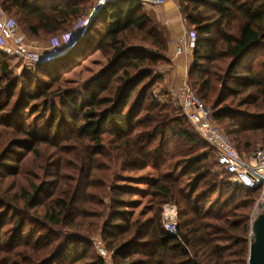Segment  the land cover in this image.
Returning a JSON list of instances; mask_svg holds the SVG:
<instances>
[{
	"label": "trees",
	"instance_id": "16d2710c",
	"mask_svg": "<svg viewBox=\"0 0 264 264\" xmlns=\"http://www.w3.org/2000/svg\"><path fill=\"white\" fill-rule=\"evenodd\" d=\"M175 1L196 35V93L209 102L219 92L214 120L250 149L242 137L264 132V0ZM94 2L0 5L26 37L51 40ZM157 21L140 0H112L64 56L19 72L0 51V264H105L92 242L98 234L115 264H249L250 212L257 198L264 210V196L230 181L215 148L161 88L170 34ZM94 52L106 59L103 69L68 86L63 71ZM42 148L56 153L50 170L15 192L5 187L36 167ZM72 155L78 166L68 173ZM150 169L157 178L141 190L138 174ZM142 194L150 214L135 219L132 199ZM168 203L184 208L179 237L163 226Z\"/></svg>",
	"mask_w": 264,
	"mask_h": 264
},
{
	"label": "built area",
	"instance_id": "2783aa9c",
	"mask_svg": "<svg viewBox=\"0 0 264 264\" xmlns=\"http://www.w3.org/2000/svg\"><path fill=\"white\" fill-rule=\"evenodd\" d=\"M107 1H101L103 5ZM169 0H141L146 6L159 7ZM100 2V3H101ZM99 3V4H100ZM98 4V5H99ZM98 5L74 22L72 30L66 35H58L49 41L50 49L55 53H64L76 42L78 35L86 30L95 20ZM196 39L185 43L177 49V54H190L195 49ZM40 49L42 52H38ZM0 51L16 58H23L26 62L44 60L43 49L34 42H27L22 34L20 25L10 17L0 5ZM165 67L162 68V70ZM183 112L193 126L211 144L217 154V161L221 169L229 176L234 185L247 189H257L264 196V147L252 150L249 154H241L233 141L225 134L222 127L214 120V111L198 96L192 81L185 83L182 90L174 95ZM184 208L180 203L166 204L160 209L165 231L172 236L179 237V219ZM99 256L105 264H115L113 253L103 244H95Z\"/></svg>",
	"mask_w": 264,
	"mask_h": 264
},
{
	"label": "rangeland",
	"instance_id": "374dc122",
	"mask_svg": "<svg viewBox=\"0 0 264 264\" xmlns=\"http://www.w3.org/2000/svg\"><path fill=\"white\" fill-rule=\"evenodd\" d=\"M145 7L149 11L150 15L155 17V19L157 20V14L155 13V11H153V9H151V6H146L145 5ZM157 22L160 23V25L163 27V30H165V28L167 29V27L165 25H163V23L161 21H157ZM21 31H22L24 39L27 42H31V43L34 42L41 49H43V52L46 54L43 57L44 61L49 60V59H53L55 57L64 56V54H67L70 51L69 50L68 52H64V53H60V54L55 53L49 47V41H50V39L48 40L49 37L42 38V39H36V38L35 39H30V38L26 37V35L24 34V31H23L22 28H21ZM168 31L169 30H167L166 32H168ZM37 51L38 52H42V50H40V49H38ZM11 59L13 60L14 64L17 66V70L19 72H21L24 69H26L27 66L33 65L34 63L42 62V61L26 62L25 60H23V58H16V57H12V56H11ZM227 62L228 61H226L225 63H222L223 66H226ZM64 64H66V66H70L69 65L70 64V59H67L66 63H64ZM105 64H106V59L101 55V53L100 52H94V53H91L88 57L80 59V62H78L77 64L73 65L69 70L63 71L62 78L65 79V80H68V82H70V84H68V86H70L71 84H79V87H82V85L85 82L90 81L96 74H98L99 71L101 69H103ZM168 66H169L168 64H164V65L160 66L158 68V72L165 75V73H167V71L170 70V67H168ZM163 67H165V68L162 70ZM62 70H64V69H62ZM188 81H191V80L188 79L186 82H188ZM185 83H184L182 89L184 88ZM161 88H163V90H165V91H167V90L169 91L170 90V86L162 85ZM218 97H219V92L216 93L215 97L211 101H209V102L205 101V102L212 109L214 107V105L217 103ZM221 126H222V129L226 131L225 128L229 127V123L227 122V123H225V124H223ZM194 132L201 138V140L203 142H205V140H204L205 138L204 137H201L195 130H194ZM242 138H243V140L248 141L251 144V147L249 149V148H245L244 145L236 146L237 143H235L233 141V143L235 144L236 148L238 149V151L241 154H246V152L248 153L249 150H254V149H257V148L264 147V132L247 133L246 137H242ZM178 142H180L182 144H185L182 140H179V141L175 140L174 144H177ZM41 152H42L43 156H42V158H40L38 160V164L36 165V167L31 168L30 172H28L27 174L22 175V176H20V177H18L16 179H8V180H6L5 183H4V186L5 187H11L12 184L15 185V190L13 191V192H15L16 190H20V188H22V186H28V184L31 183L30 182L31 180H35V178H37L36 177L37 174H41L42 175L43 170H44L45 167H46V170H50V166H52L54 164L53 162L56 159L55 158L56 153L51 148H42ZM53 153H54V155H53ZM29 160H32V158L29 159ZM67 164H68V166L70 168V169L68 168V173H73V170L78 166V164H76L74 162V155H72L71 157H68ZM138 175H144V179H143L144 181L139 183L140 185H137L139 187V189H141V190H146L147 189V182H149L151 180H155L157 178L156 171L152 170V169L147 170L145 172H141ZM146 178H147V180H146ZM132 200L138 202L136 207L134 209H132V212L134 214L135 219H137V217H141V216H146V215L149 216L150 209H151V204H150L151 198L148 195H145V194L137 195ZM256 201L257 202L255 203L254 208L250 212V214H251L250 215V218H251L250 219V224L251 225H252V222H254V220L260 214V209L257 208V205L259 203H261V200H260V198H257ZM164 205H166V204H164ZM99 236H100V234H98L97 236L92 238L93 246H94L96 251H97V249L95 247V244L97 242L103 244L106 247V244L104 243L103 238H101V236L100 237ZM248 240L249 241L251 240V236L250 235H248Z\"/></svg>",
	"mask_w": 264,
	"mask_h": 264
},
{
	"label": "crops",
	"instance_id": "0c3cea01",
	"mask_svg": "<svg viewBox=\"0 0 264 264\" xmlns=\"http://www.w3.org/2000/svg\"><path fill=\"white\" fill-rule=\"evenodd\" d=\"M101 1L103 0H95L90 10L92 11ZM151 9L157 14V20L161 21L167 27V30H169L170 41L167 57L171 63L168 64V67H170L169 72L165 73L164 86H170V90L175 95L189 79V69L194 63L195 50L192 49L190 54L184 53L178 55L177 49L180 46H184V41L187 44L196 39V35L194 30L186 23L181 9L175 0H169L163 6L151 7Z\"/></svg>",
	"mask_w": 264,
	"mask_h": 264
},
{
	"label": "water",
	"instance_id": "95a60500",
	"mask_svg": "<svg viewBox=\"0 0 264 264\" xmlns=\"http://www.w3.org/2000/svg\"><path fill=\"white\" fill-rule=\"evenodd\" d=\"M103 6L101 2L98 5V10ZM252 232L253 241L250 245L249 264H264V210L252 222Z\"/></svg>",
	"mask_w": 264,
	"mask_h": 264
}]
</instances>
